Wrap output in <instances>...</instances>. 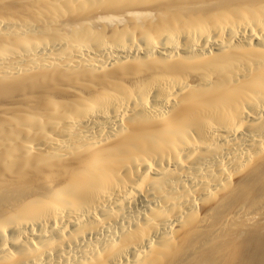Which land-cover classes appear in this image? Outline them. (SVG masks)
<instances>
[{
  "label": "bare ground",
  "instance_id": "bare-ground-1",
  "mask_svg": "<svg viewBox=\"0 0 264 264\" xmlns=\"http://www.w3.org/2000/svg\"><path fill=\"white\" fill-rule=\"evenodd\" d=\"M0 264H264V0H0Z\"/></svg>",
  "mask_w": 264,
  "mask_h": 264
}]
</instances>
